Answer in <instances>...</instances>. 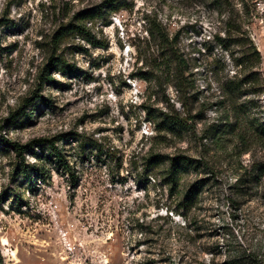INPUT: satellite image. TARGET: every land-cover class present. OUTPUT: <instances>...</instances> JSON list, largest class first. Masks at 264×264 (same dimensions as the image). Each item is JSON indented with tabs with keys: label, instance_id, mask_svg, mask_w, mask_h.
I'll return each mask as SVG.
<instances>
[{
	"label": "rangeland",
	"instance_id": "rangeland-1",
	"mask_svg": "<svg viewBox=\"0 0 264 264\" xmlns=\"http://www.w3.org/2000/svg\"><path fill=\"white\" fill-rule=\"evenodd\" d=\"M108 1L0 0V264H264V0Z\"/></svg>",
	"mask_w": 264,
	"mask_h": 264
},
{
	"label": "trees",
	"instance_id": "trees-1",
	"mask_svg": "<svg viewBox=\"0 0 264 264\" xmlns=\"http://www.w3.org/2000/svg\"><path fill=\"white\" fill-rule=\"evenodd\" d=\"M108 2L114 3L113 0L108 1ZM82 16L83 17L78 18L75 21H70L66 23L53 34L52 39H51V44L54 50H56L57 47L59 48L61 43L64 42L69 37L70 34L85 35L89 33L88 32L89 30L86 28V24L88 20H91L92 18H94V15H91V13H85ZM96 16H98V14ZM159 37L162 41V46L164 48L163 51L165 52V55L167 56V58L171 61H176L178 64L180 62H183V59L178 54L176 49L173 46H171L172 45L171 43H169L168 35L166 33H161ZM55 55L56 54H53V56L51 57V60L49 61V67L58 68V70L63 73H67L71 71V67H69V65H67L60 58L59 55L58 57H54ZM43 80L44 82L54 83V81L50 78V75H48L47 73H46V77ZM38 98L41 100L43 99V97L39 95H38ZM163 116L164 118L161 121L162 122L161 124L162 126L165 127V129L174 131L177 128L183 127L181 122H178L174 120L173 118L168 117V115H163ZM0 142L7 143L6 140H0ZM41 142L42 140L35 141V143H41ZM29 146L30 145L20 146L14 143L12 147L18 154L21 155L22 154L21 152L27 149ZM60 159H61V156H60ZM146 161L149 167H158L161 164L167 163V166L164 169L163 174H164V178L167 179V183L169 185H175L176 182L178 181L179 173H181L182 171H185L187 168L191 166L192 162H194L192 159H189L181 155L170 157L168 155H162V154H153V155L151 154L147 158ZM64 165L68 168L66 163H64ZM192 196H193V193H192V189L190 188L185 192V195L183 198L184 204L181 206L182 207L187 206V202L189 198H191Z\"/></svg>",
	"mask_w": 264,
	"mask_h": 264
}]
</instances>
